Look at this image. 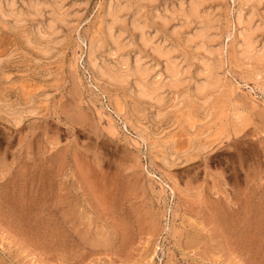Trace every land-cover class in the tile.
Returning <instances> with one entry per match:
<instances>
[{"label":"rangeland","instance_id":"obj_1","mask_svg":"<svg viewBox=\"0 0 264 264\" xmlns=\"http://www.w3.org/2000/svg\"><path fill=\"white\" fill-rule=\"evenodd\" d=\"M147 1L134 2L130 13L138 6L143 19L171 17L191 0ZM208 1L219 25L222 87L199 94L193 76L163 103L144 100L146 120L131 115L134 79L112 84L88 63L110 0H68L61 12L72 14L71 32L45 57L0 26V103L16 109L34 102L41 110L20 127L0 118V264H264V65L242 55L253 4L244 7L242 25L241 0ZM187 21L176 17L170 31ZM106 55L108 63L119 57ZM157 65L154 77L164 63ZM148 119L168 125L155 133ZM209 139L207 152L162 164L164 151L183 155Z\"/></svg>","mask_w":264,"mask_h":264},{"label":"bare ground","instance_id":"obj_2","mask_svg":"<svg viewBox=\"0 0 264 264\" xmlns=\"http://www.w3.org/2000/svg\"><path fill=\"white\" fill-rule=\"evenodd\" d=\"M67 1L68 0H23L20 2L22 5H20L17 0H0V26H6L8 29H11L14 34L20 35L19 37L24 39V44L26 43L28 47H32L31 49H34L35 52L37 51V54L39 53L40 56H49L56 50L57 46L66 40L73 26L70 25L72 14L70 15L69 9L66 12H61V7ZM140 1L141 0H110L111 3L109 2L108 8L106 6L107 11L103 13V17L106 15L105 18H108L105 19L107 20L105 22L106 24L102 26L103 23H101V29L99 28L100 33L97 31V35L90 39L87 57L89 65L95 72L97 71L98 73H96L102 76L101 78H107L112 84L126 86L132 79L135 80V87L138 89V98L130 104L131 106H128L130 107L132 117L135 116L141 120H146V109L142 107V102L144 100L154 101L157 102V104L163 103L168 91L183 90L189 84V80L193 76L198 79L197 82H195L196 80L194 82L195 89L199 94L212 92L222 87L223 77H221L220 72L224 63L222 64V60L219 57L221 51L216 47L218 45V36H220L218 34L219 32H217V27H219L218 19L216 18L217 15H213L210 9L209 12H207L206 3H209L208 0H191L189 10L185 8L186 3H181L179 11L175 10L172 15L170 14L171 17L167 14L162 15L157 12L156 14H151L149 18L145 17L146 19H143L141 9L140 7L138 8L137 5H135V7L137 6V10L133 15L130 13L133 10V3L136 2L139 5V3H141ZM150 1L152 4L154 0H148L147 2L150 4ZM240 2V11L237 15L238 21L240 24L243 23L242 25H244V21H246V19H244V11L247 9L245 10L244 7L248 6L250 3L253 4V6L251 5L253 8L251 7L250 15H248L244 25V40H241L243 42L242 55L245 56L246 59L248 58L250 61H254L263 66L264 12L262 13L263 15L260 13L261 7L264 5V0H241ZM141 5L142 8L146 6L145 4ZM129 13L133 17L131 16V21L128 23L127 14ZM165 13H168V11H165ZM125 15L127 16L125 17ZM178 16L184 17L188 21L184 22L183 25L181 24L179 28H174L173 31H170L173 28V21H175ZM156 18L160 19L159 26L156 29L157 33L155 36L151 38L148 35V30L153 28V24L157 23ZM258 21H260L259 24L257 23ZM193 22L199 25L195 31L190 29ZM186 30L189 34L185 41L181 42L179 40L181 37L180 35ZM131 31H136L137 35L132 34L131 38L127 40V35ZM262 34L263 42L259 44L261 41L258 40V37ZM160 35L161 42L158 41V43L157 38ZM236 39H239V37ZM137 42H141L139 46H137ZM131 46L138 48L134 61H132L130 55H127V52L129 53L130 51L129 47ZM191 46H193L194 49ZM149 48L152 53L149 52ZM237 49L239 50V48ZM107 51H109L110 56L119 55V57H114L115 60L112 59L114 64L108 63V61L106 62V58L104 60L101 59ZM148 57L152 60L157 59V62L153 65L148 64L145 61ZM200 58L203 60H201V63L199 62V66H197L195 61ZM100 60H102V64ZM160 61L164 63L162 73L154 77V73L156 74V70L159 67L157 63H160ZM195 65L198 69L196 68L197 70L193 75V68ZM254 80L256 81V79ZM258 81V86L264 91V78H260ZM22 105L14 109V106L11 107L7 101L2 102V104L0 103V118L7 122L6 124L9 123L14 127H20L25 120L38 115L40 113L39 111H41L38 104L34 102H29V104L24 106ZM203 107L200 109L202 112L204 110ZM147 121L151 123L150 128L155 133L166 127L165 125L168 122L166 119L165 121L161 120L162 122H157L153 119H148ZM240 122V124L237 123V134H240L246 125L242 120ZM210 136L213 137L212 135ZM206 138L208 137L206 136ZM212 146L213 141L209 139L206 142L200 141L195 143L191 151L183 155L164 151L163 155L160 156L161 162L169 168L176 165L179 166V164H183L192 156L207 152Z\"/></svg>","mask_w":264,"mask_h":264}]
</instances>
